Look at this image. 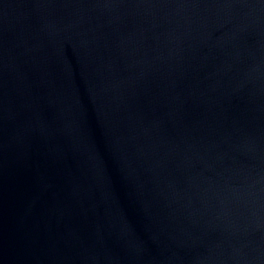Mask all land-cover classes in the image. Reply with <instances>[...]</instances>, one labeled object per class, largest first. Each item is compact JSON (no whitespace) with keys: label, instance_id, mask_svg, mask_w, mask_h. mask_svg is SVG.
Returning <instances> with one entry per match:
<instances>
[{"label":"water","instance_id":"water-1","mask_svg":"<svg viewBox=\"0 0 264 264\" xmlns=\"http://www.w3.org/2000/svg\"><path fill=\"white\" fill-rule=\"evenodd\" d=\"M0 264H264V0H0Z\"/></svg>","mask_w":264,"mask_h":264}]
</instances>
